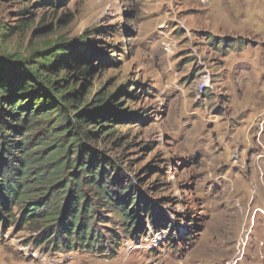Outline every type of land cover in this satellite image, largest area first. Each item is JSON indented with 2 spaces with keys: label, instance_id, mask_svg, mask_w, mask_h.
<instances>
[{
  "label": "rangeland",
  "instance_id": "1",
  "mask_svg": "<svg viewBox=\"0 0 264 264\" xmlns=\"http://www.w3.org/2000/svg\"><path fill=\"white\" fill-rule=\"evenodd\" d=\"M61 44L90 64L83 79L61 67L82 101L71 115L108 127L91 121L82 151L60 156L40 122L28 145L43 162L98 152L117 201L104 208L80 186L98 241L75 232L69 245L57 221L24 219L50 194L27 179L0 226V264H264V0H0V58L37 61ZM63 172L61 183L75 170ZM53 194L70 219L73 187ZM127 197L131 218L117 210Z\"/></svg>",
  "mask_w": 264,
  "mask_h": 264
},
{
  "label": "trees",
  "instance_id": "2",
  "mask_svg": "<svg viewBox=\"0 0 264 264\" xmlns=\"http://www.w3.org/2000/svg\"><path fill=\"white\" fill-rule=\"evenodd\" d=\"M10 33H13V29ZM71 49V46L61 44L59 48L42 53L40 60L37 61L29 59L17 62L12 58H0V226L5 221V214L10 212L11 199L14 202L19 201L29 190L27 179L41 181L39 184L44 185L50 194L46 196L44 203L40 202L42 204L40 208L27 207L24 219L34 222L44 219L49 223L57 221L58 228L69 239V245L72 244V238L76 232V242L93 247L98 237L90 232L87 223L88 220L92 223L93 212L91 205H84L81 210L79 209L81 201H84L80 186L87 185L95 189L96 197H99L100 201H105L104 208L107 207L106 205H111L110 201H117V192L107 181L106 169L101 165L104 162L100 164L99 153L86 150L79 161L68 157L66 161L58 158L43 162V157L32 155L28 145V134L32 127L40 122H50L55 134L54 143L57 144L60 156L66 155L67 149L72 145H75L76 154L82 151L85 147L83 140L91 139V133L86 128L91 121L100 130L108 127L99 124L101 122L96 116L85 114L79 119H74L71 115V110L79 109L82 101L77 93H70L72 90L70 82L59 79L61 67L65 66L71 75L75 74L74 76L79 79L88 77L90 70V64L80 65L72 60ZM74 58L79 57L76 55ZM63 83H65L64 87L61 86ZM64 91L69 93L63 94ZM104 103L105 98L101 95L96 104L101 106ZM9 132L12 136H9ZM18 137H22V140H18ZM16 152L23 155V160L17 156ZM66 169L75 170V172L70 175L72 179H66L64 183H61L64 177L63 171ZM69 185L73 187L77 196L74 200L72 197L69 199L71 202L67 210L71 218L67 219L65 217L67 214L63 216L60 214L53 191L56 190L64 196ZM51 202L57 206L50 210L47 207ZM135 202L127 197L117 204V210H121L125 216L131 218L128 206L130 204L134 206ZM146 210L150 211L149 205ZM58 218L61 219L58 221ZM79 224L82 225L80 229L77 228Z\"/></svg>",
  "mask_w": 264,
  "mask_h": 264
},
{
  "label": "built area",
  "instance_id": "3",
  "mask_svg": "<svg viewBox=\"0 0 264 264\" xmlns=\"http://www.w3.org/2000/svg\"><path fill=\"white\" fill-rule=\"evenodd\" d=\"M202 83H203V87H206V85H207V83H208V80L205 78V79L202 81Z\"/></svg>",
  "mask_w": 264,
  "mask_h": 264
}]
</instances>
